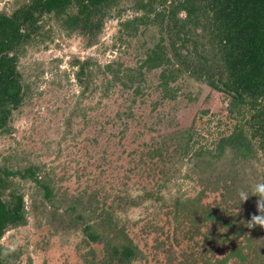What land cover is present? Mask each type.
Masks as SVG:
<instances>
[{
	"label": "rangeland",
	"instance_id": "374dc122",
	"mask_svg": "<svg viewBox=\"0 0 264 264\" xmlns=\"http://www.w3.org/2000/svg\"><path fill=\"white\" fill-rule=\"evenodd\" d=\"M25 1L0 0V13ZM172 3L118 0L96 37L68 34L51 14L18 50L23 99L0 131V167L33 168L39 182L9 177L2 199L21 195L25 222L0 238L3 264H118L109 246L127 238L132 264H264V229L243 224L259 214L258 197L237 196L264 181L260 153L194 155L212 150L247 115L230 113L229 98L209 93L205 79L183 66L175 71L181 58L171 50L165 69L142 66L156 45L177 36L173 21L185 13L171 18ZM143 9L145 24L128 35L121 25ZM200 22L194 29L188 21L175 47L203 63L211 52ZM87 225L98 242L87 240ZM233 246L243 260L225 258Z\"/></svg>",
	"mask_w": 264,
	"mask_h": 264
},
{
	"label": "trees",
	"instance_id": "16d2710c",
	"mask_svg": "<svg viewBox=\"0 0 264 264\" xmlns=\"http://www.w3.org/2000/svg\"><path fill=\"white\" fill-rule=\"evenodd\" d=\"M117 1L26 0L9 15L0 13V131H6L11 112L22 102L21 77L16 67L17 54L37 32L40 19L52 14L61 20V27L68 34L77 32L96 37L101 31L105 14ZM173 1L176 3L171 5V18L180 10L185 13L183 20L172 19L173 27L178 28L174 35H185L184 29L188 21H191L195 29L201 23V19L205 20L202 28L208 31L211 57L203 59V63H200L189 59L188 52L182 55L175 47L178 38L176 36L174 40L169 39L168 43L156 45L144 58L142 66L146 70L160 67L165 69L166 65L173 62L166 56L171 50L175 59L181 58L175 71H181L183 66V71L188 70L189 76L205 79L209 93H220L229 98L227 106L230 107L228 109L230 113L234 111L240 113V110H243L241 114L247 115L243 124L234 126L229 134L218 139L214 150L198 148L194 152L195 156L208 157L213 151L211 157H215L219 153L215 154L214 151L221 153L228 149L236 157L244 159L246 152H259L261 157L259 160L264 167V0ZM159 2L164 4L167 0ZM143 6L141 4L140 8H144ZM143 12L139 17L127 20L121 25L128 35H133L139 25L145 24L150 11L143 9ZM163 17L162 13L155 15L157 19L163 20ZM215 65L220 71L217 77L213 78L210 72ZM168 77L173 78V75ZM163 86L166 87L167 83L164 82ZM205 112L203 111V114ZM187 137L186 145L191 139L190 135ZM34 172L33 168L10 172L0 167V238L9 227L25 222L22 196L10 192L6 200L2 199L3 193L9 187L7 184L10 182L9 177L18 176L20 179L27 177L38 183ZM48 195L49 192L46 190L45 197ZM209 218L215 217L210 215ZM90 228L87 225L83 229L87 240L98 242L100 236L90 231ZM114 232L119 234L117 230ZM131 246L132 242L128 238L122 245L109 246V251L114 257L113 262L132 264L130 261L134 257V249ZM233 257L243 260L240 248L233 246L225 258ZM0 264H3L1 252Z\"/></svg>",
	"mask_w": 264,
	"mask_h": 264
},
{
	"label": "clouds",
	"instance_id": "9594fccd",
	"mask_svg": "<svg viewBox=\"0 0 264 264\" xmlns=\"http://www.w3.org/2000/svg\"><path fill=\"white\" fill-rule=\"evenodd\" d=\"M237 196L242 203L246 202L250 196L258 197L256 208L259 214H253L247 222H242L248 229H253L257 226L264 229V181L253 184L250 189H239Z\"/></svg>",
	"mask_w": 264,
	"mask_h": 264
}]
</instances>
